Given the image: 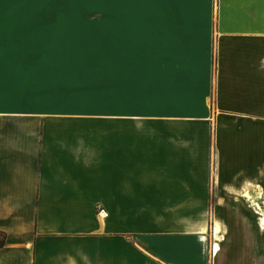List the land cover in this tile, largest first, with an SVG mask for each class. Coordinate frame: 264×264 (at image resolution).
<instances>
[{
  "label": "crops",
  "instance_id": "1",
  "mask_svg": "<svg viewBox=\"0 0 264 264\" xmlns=\"http://www.w3.org/2000/svg\"><path fill=\"white\" fill-rule=\"evenodd\" d=\"M120 1L0 17V264H264V0Z\"/></svg>",
  "mask_w": 264,
  "mask_h": 264
},
{
  "label": "rangeland",
  "instance_id": "2",
  "mask_svg": "<svg viewBox=\"0 0 264 264\" xmlns=\"http://www.w3.org/2000/svg\"><path fill=\"white\" fill-rule=\"evenodd\" d=\"M11 2L14 6L12 9L5 11L0 10V17L10 16L12 18H40L45 20L47 24V30L50 28H62L66 34H80L85 35L86 32L92 33V30H84L79 29L81 26L71 27V26H54V23H83V22H93V23H101L102 20L106 19H118L119 17H129L133 16L131 9L125 8V5L122 4L120 0H0L1 2ZM10 13L11 15H7ZM137 16H149V10H138ZM57 21V22H56ZM95 28H100V26H95ZM79 36V35H78ZM80 48L89 49V44L94 45L95 42H85V40H81ZM67 43V42H66ZM65 43V44H66ZM95 46V45H94ZM64 49H67L66 46ZM63 49V50H64ZM70 61V59H66ZM89 60H98V59H89ZM245 185L244 188L248 189L249 194L255 196L258 200L255 201L257 203V207L252 204V201L246 202V207L249 211L256 213L254 217L256 229L259 228L262 230L259 221L258 209L264 210V193L262 196L257 195L258 188L252 185L251 187H247ZM261 186V185H260ZM243 188V189H244ZM262 198V200H261ZM249 203L251 205H249ZM102 211H98V215L101 214ZM264 232V230H262ZM264 236V235H263Z\"/></svg>",
  "mask_w": 264,
  "mask_h": 264
},
{
  "label": "bare ground",
  "instance_id": "3",
  "mask_svg": "<svg viewBox=\"0 0 264 264\" xmlns=\"http://www.w3.org/2000/svg\"><path fill=\"white\" fill-rule=\"evenodd\" d=\"M245 197L246 198H248V199H250V196H248V194H245ZM252 204H253V206L255 207V209H256V207H257V203H255L254 201H252ZM257 212H259L258 214H259V216H260V218H259V221H260V226L262 227V230H264V210H261V209H258V211ZM218 231V229L217 228H215V233ZM217 246H216V250H217Z\"/></svg>",
  "mask_w": 264,
  "mask_h": 264
},
{
  "label": "trees",
  "instance_id": "4",
  "mask_svg": "<svg viewBox=\"0 0 264 264\" xmlns=\"http://www.w3.org/2000/svg\"><path fill=\"white\" fill-rule=\"evenodd\" d=\"M5 244V235L0 232V248Z\"/></svg>",
  "mask_w": 264,
  "mask_h": 264
}]
</instances>
